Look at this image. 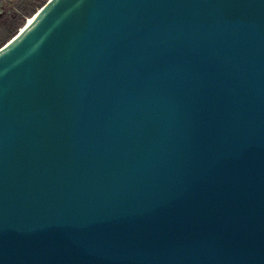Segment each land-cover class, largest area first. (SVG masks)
<instances>
[{"label":"water","instance_id":"water-1","mask_svg":"<svg viewBox=\"0 0 264 264\" xmlns=\"http://www.w3.org/2000/svg\"><path fill=\"white\" fill-rule=\"evenodd\" d=\"M0 264H264V0L26 18L0 46Z\"/></svg>","mask_w":264,"mask_h":264},{"label":"trees","instance_id":"trees-1","mask_svg":"<svg viewBox=\"0 0 264 264\" xmlns=\"http://www.w3.org/2000/svg\"><path fill=\"white\" fill-rule=\"evenodd\" d=\"M46 1L45 0H20L14 3L13 10L9 13V20L12 27L9 29L7 26H1L7 32V35L0 40L2 46L8 39H10L25 23L26 18L30 17L37 11Z\"/></svg>","mask_w":264,"mask_h":264},{"label":"rangeland","instance_id":"rangeland-1","mask_svg":"<svg viewBox=\"0 0 264 264\" xmlns=\"http://www.w3.org/2000/svg\"><path fill=\"white\" fill-rule=\"evenodd\" d=\"M16 1H20V0H0V40L7 35V32L5 31V29H3L1 26L5 25L9 29L12 27V24L9 20L8 15L10 11L13 10L14 3ZM45 1L47 2L48 0H45ZM25 18H28V17H25ZM18 30L19 29H17V31Z\"/></svg>","mask_w":264,"mask_h":264},{"label":"bare ground","instance_id":"bare-ground-1","mask_svg":"<svg viewBox=\"0 0 264 264\" xmlns=\"http://www.w3.org/2000/svg\"><path fill=\"white\" fill-rule=\"evenodd\" d=\"M31 21V19H28L27 23H29Z\"/></svg>","mask_w":264,"mask_h":264}]
</instances>
